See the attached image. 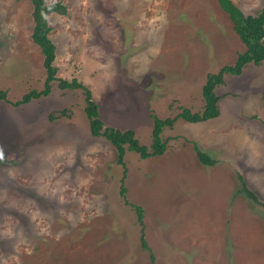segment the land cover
I'll use <instances>...</instances> for the list:
<instances>
[{
    "label": "rangeland",
    "instance_id": "obj_1",
    "mask_svg": "<svg viewBox=\"0 0 264 264\" xmlns=\"http://www.w3.org/2000/svg\"><path fill=\"white\" fill-rule=\"evenodd\" d=\"M44 1L66 8L47 18L56 81L14 107L44 89L46 72L30 2L0 0V264H264V208L238 179L264 203V60L223 77L218 117L175 120L164 154L126 151L124 167L91 137L83 90L59 87L81 83L103 128L149 148L153 117L200 113L208 76L245 51L217 1ZM231 1L245 15L264 7ZM194 145L216 163L201 164Z\"/></svg>",
    "mask_w": 264,
    "mask_h": 264
},
{
    "label": "trees",
    "instance_id": "obj_2",
    "mask_svg": "<svg viewBox=\"0 0 264 264\" xmlns=\"http://www.w3.org/2000/svg\"><path fill=\"white\" fill-rule=\"evenodd\" d=\"M32 6L31 18L33 21V29L31 33V41L36 45L42 55L43 68L46 72V80L44 89L40 92L31 91L20 101L12 104L17 107L29 103L32 100H38L41 97H47L50 94L51 84L56 81V68L53 66L55 59V46L49 39L48 35L50 27L48 26V16L51 14L66 15V8L60 3H46L44 0H27ZM220 9L228 16L234 33L237 35L241 43L245 47V51L239 54L232 66H225L220 69L217 74L208 76L205 85L202 87V99L204 102L203 110L191 112L184 109L174 119L160 120L153 117V128L151 131V144L147 148L141 145L135 138L133 131H120L111 127L103 128V124L99 117L98 107L91 99L90 92L85 89L81 83L73 80L71 83L61 81L59 87L61 89H82L85 94L84 113L88 120L89 132L93 138H103L108 142L117 153V164L124 167V155L126 151L136 153L141 159H148L160 156L166 151V143L161 139V134L165 128H171L177 119H182L190 124L204 122L218 117L219 111L217 103L219 97L215 94V88L224 84L223 77L225 75L239 76L242 70L249 64L260 65L264 60V7L255 15H245L231 0H216ZM0 101L8 103L6 93L0 91ZM49 120H53L50 116ZM196 158L204 166H213L216 161L202 152L196 145L193 146ZM125 176V172H124ZM241 183V191L246 198L264 208L256 195L245 186L243 178L238 175ZM126 189L124 187V178L121 179L119 187V195L123 199L125 205H129L136 213V219L141 226L140 244L143 249L146 244L143 240V212L138 206H133L125 201L124 196ZM153 259V256H150Z\"/></svg>",
    "mask_w": 264,
    "mask_h": 264
}]
</instances>
